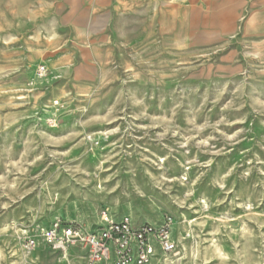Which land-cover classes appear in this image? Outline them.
Wrapping results in <instances>:
<instances>
[{
  "label": "rangeland",
  "instance_id": "374dc122",
  "mask_svg": "<svg viewBox=\"0 0 264 264\" xmlns=\"http://www.w3.org/2000/svg\"><path fill=\"white\" fill-rule=\"evenodd\" d=\"M123 215L173 218L153 264H264V0H0V264Z\"/></svg>",
  "mask_w": 264,
  "mask_h": 264
},
{
  "label": "built area",
  "instance_id": "2783aa9c",
  "mask_svg": "<svg viewBox=\"0 0 264 264\" xmlns=\"http://www.w3.org/2000/svg\"><path fill=\"white\" fill-rule=\"evenodd\" d=\"M39 72L44 75L46 68ZM174 233L175 222L169 215H164L158 223L142 224H136L130 215L105 216L93 230L55 221L43 230L40 238L24 237L22 249L32 253L43 243L67 253L71 246L81 244L88 251L87 264H153L177 254Z\"/></svg>",
  "mask_w": 264,
  "mask_h": 264
},
{
  "label": "crops",
  "instance_id": "0c3cea01",
  "mask_svg": "<svg viewBox=\"0 0 264 264\" xmlns=\"http://www.w3.org/2000/svg\"><path fill=\"white\" fill-rule=\"evenodd\" d=\"M181 1V0H180ZM179 2V1H178ZM173 3H175V2H173Z\"/></svg>",
  "mask_w": 264,
  "mask_h": 264
}]
</instances>
